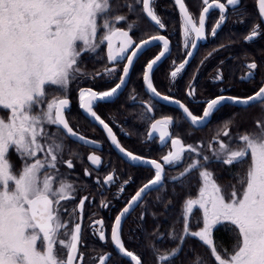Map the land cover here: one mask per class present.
Returning a JSON list of instances; mask_svg holds the SVG:
<instances>
[{
    "label": "snow or ice",
    "instance_id": "snow-or-ice-1",
    "mask_svg": "<svg viewBox=\"0 0 264 264\" xmlns=\"http://www.w3.org/2000/svg\"><path fill=\"white\" fill-rule=\"evenodd\" d=\"M174 3L179 10L185 48L190 43L195 49L197 41L205 38L206 15L213 10L219 13V20L212 29L215 35L225 22L226 7L237 6L240 0H226V3L202 0L198 22L190 14L185 0H174ZM155 4L156 0H0V264H83L84 253L78 247L84 231L80 213L88 198H81L69 213L67 203L75 200L78 189L70 176L61 172V167H74L71 160L64 159L66 140L72 139L84 146L92 142L73 130L66 112L70 109L71 85L89 78L81 67L82 61L85 57L97 62L103 60L101 51L105 45L107 62L113 67H106L104 72H96L91 78H114L118 71L115 65L126 60L123 74L107 91L79 88V108L87 118L102 126L111 144L124 157L154 170L153 178L131 196L127 206L115 217L111 244L117 255L127 259L129 264H143L142 257L128 250L122 241V219L147 193L160 189L167 192L166 166L176 168L187 159L189 163L183 171L168 181L189 192L182 204L183 234L170 255L158 256L160 264H170L189 237L198 239L210 250L214 264H264V120H257L251 130L235 136L229 127L234 121L229 120L208 143L205 153L202 142L194 146L185 144L179 136L170 135L172 117L155 119L148 137L154 139L158 134L162 148L168 147L169 141L171 144L161 157V163L126 151L113 129L94 110L99 102H111L125 86L134 60L149 47L159 45L162 50L147 63L143 80L150 95L170 101L169 96L161 97L150 77L154 67L169 53V40L164 35H153L135 43L130 34L139 29L141 20L165 29L154 10ZM255 4L260 23L253 25L245 37L247 41L258 37L260 26L264 24V0H255ZM125 12L128 15L122 14ZM129 17H134L136 22L127 23ZM121 24H126V28ZM193 55L194 52H187L189 58ZM187 63L185 60L171 71L173 80ZM257 66L254 61L248 63L246 67L250 71L241 79L253 78L252 70ZM215 79L220 81L222 77L217 75ZM175 103L191 126L202 129L225 103L243 107L256 103L264 113V84L247 97L221 94L207 100L199 116L183 103ZM153 112L154 107L146 106L145 117L151 119L148 114ZM13 157L19 161V169ZM88 160L96 166L101 164L96 155H89ZM212 164L229 169L240 166V170L232 174L235 183L220 185L210 169ZM193 172L197 173L195 178L200 184L195 198L190 195L187 179ZM110 182H114L111 174L103 183ZM225 187H230L231 191L226 193ZM120 191L122 193L123 189ZM156 199L163 203L162 196ZM101 206L107 208L108 204L101 201ZM194 209L201 215L195 221L198 230L192 231L190 214H194ZM89 227L99 241L106 242L101 220ZM221 229L234 240L231 251L218 249L214 243V230ZM170 239H177L174 232L170 233ZM95 259L105 264L110 254ZM194 264H202V260L197 256Z\"/></svg>",
    "mask_w": 264,
    "mask_h": 264
},
{
    "label": "flooded vegetation",
    "instance_id": "flooded-vegetation-1",
    "mask_svg": "<svg viewBox=\"0 0 264 264\" xmlns=\"http://www.w3.org/2000/svg\"><path fill=\"white\" fill-rule=\"evenodd\" d=\"M221 2L226 3V0H221ZM185 3L190 14L198 22L199 13L203 8L202 0H185ZM156 12L160 16L168 15L167 21L161 19L166 26L165 29L161 30L146 20L153 28L151 33H142L138 29L130 34L135 43H139L141 39L153 35H164L169 40V53L151 73L153 85L161 95L169 96L183 103L193 114L199 116L202 114L206 106L204 102L207 100L221 94L247 97L262 85L264 81V51L255 56L252 52V45L260 39L264 40V24L260 26L258 37L252 41L245 40L253 25L260 23L255 0H240L237 6H227L225 22L215 35H212V29L219 20V13L213 10L207 14L205 38L197 41V48L194 51L190 43L185 48L180 16L174 0H160ZM161 48V45L149 47L139 55L134 60L122 92L111 102L97 103L94 110L113 129L118 142L125 150L140 157L155 159L162 163L161 157L167 153L171 144L169 141L168 147L162 148L158 140V134H156L157 138L154 139L148 137L151 123L155 119H162L165 116L172 117L174 123L169 126L170 135L179 136L185 144H191V139L193 136L196 137V134L200 139H206V131L214 123H220L224 119H228L230 115L238 120L239 117L236 112L240 111L239 108L248 112L249 108L258 104L237 107L225 103L209 118L205 127L202 129L194 128L183 117L179 109L154 100L144 88V68L161 51ZM188 51L194 52V55L190 58L187 56ZM104 56L102 68L93 73L88 72L89 78L77 81L74 83V89L70 90L68 96L70 109L66 112V119L78 135H83L92 144L84 146L72 139L66 140L64 159L71 160L74 167L68 169L66 165H63L61 172L69 175L78 189L75 200L67 203L69 213L72 212L81 198H88L80 213L84 231L82 244L78 247L84 253L83 264H99L98 259L95 258L109 254L110 259L106 260L105 264H129V261L117 255L111 244V227L119 211L126 205L130 197L153 177L154 171L124 161L113 150L103 130L91 123L79 108V88L92 87L93 90L98 92L105 91L115 86L119 81L126 60L115 65L118 71L115 73L114 78L112 76L108 78L97 77L95 80L91 78L96 72H104L106 67H113L106 59V45L104 46ZM185 60H188L185 69L173 80L170 75L171 71ZM253 61L258 65L255 70H252L254 71V77L247 81L242 80L241 78L248 75L250 71L246 65ZM158 73L162 75L159 76ZM217 75H220L222 80L217 81L215 79ZM112 82L114 83L111 84ZM146 106L154 107V112L148 114L152 117L151 119L145 117ZM225 121L228 122V120ZM238 126L236 121H234V124L229 125L233 130H237ZM89 155L99 156L101 164L99 166L93 165L88 160ZM188 163L189 161L184 159L183 163L176 168L166 166L165 178L166 176H178ZM86 171L90 174L86 175ZM109 174L113 175L114 182L105 185L103 183L104 178ZM121 189H123L122 193ZM149 193L143 197L142 201L137 204L122 223L121 238L125 237L124 240L127 244H129L127 238L133 236L132 233H128V229L133 224L136 216H142L143 207ZM101 201L107 203L108 207H102ZM65 218L67 219V217ZM96 220L103 222L102 230L106 233V242L99 241L98 236L92 234V229L89 226ZM95 227L100 228V225H95ZM126 248L128 249V247Z\"/></svg>",
    "mask_w": 264,
    "mask_h": 264
},
{
    "label": "trees",
    "instance_id": "trees-1",
    "mask_svg": "<svg viewBox=\"0 0 264 264\" xmlns=\"http://www.w3.org/2000/svg\"><path fill=\"white\" fill-rule=\"evenodd\" d=\"M264 51V40H258L257 43L252 45V52L255 56ZM104 59L101 61L91 60L86 58L82 61L81 67L86 73H93L102 68ZM161 76V73H158ZM112 82L111 84H113ZM237 111L236 114L239 117L235 120L234 116L228 119H224L220 124H225V120L236 121L239 125L237 133L243 132V124L249 121V113L246 110ZM250 124V122H249ZM250 163V161H248ZM244 169L247 168V163L244 164ZM210 169L213 171L217 182L222 186H228L234 184L232 174L240 170V166L234 165L231 169L218 164L210 165ZM197 173L193 172L187 179L190 181V195L195 198L198 195V188L200 184L196 180ZM172 177L165 178V186L167 192L163 189L152 191L148 194L146 203L143 207V214L141 217H137L133 220V224L129 227L128 233L133 236L128 237L126 243L125 237H122V241L125 243L128 249L132 250L136 254L140 255L143 260V264H160L157 258V253L163 255H170L172 251L178 247V237L183 234V223L180 218L182 212V204L186 198H188V189H181L179 186H174L168 181ZM174 190V191H173ZM231 191L230 187H225V192ZM175 193V194H174ZM163 197V203L157 202V197ZM169 199L171 203L168 204ZM165 204H168L167 211H165ZM201 215L200 211L194 209V214H190L191 230H198L196 226V219ZM175 233L176 240L170 239V233ZM162 237V239H161ZM214 243L218 249L227 248L229 251L232 249L234 240L227 235L223 229L214 230ZM199 257L202 260V264H214L213 259L210 256V250L206 246L202 245V242L196 238H187L183 243L182 250L179 254L171 260L170 264H194V259Z\"/></svg>",
    "mask_w": 264,
    "mask_h": 264
},
{
    "label": "rangeland",
    "instance_id": "rangeland-1",
    "mask_svg": "<svg viewBox=\"0 0 264 264\" xmlns=\"http://www.w3.org/2000/svg\"><path fill=\"white\" fill-rule=\"evenodd\" d=\"M159 2H160V0H156V4H155V8H154L155 11H156L157 8H158ZM166 2H167V1H166ZM122 14L128 15L127 12L122 13ZM159 16H160V15H159ZM160 17H161V19L163 18L165 21H167V19H168V15H161ZM135 22H136V21H135L134 17H129V20L127 21V23H135ZM180 24H181V21H180ZM120 26L126 28V24H121ZM139 30H140L142 33L145 32V33L149 34V33H151V32L153 31V28L147 23L146 20H141V21L139 22ZM101 56L105 57V56H104V50L101 51ZM86 58H88V57H85L84 60H85ZM91 60L94 61L95 59H91ZM74 87H75V86H74V83H73V84L71 85V87H70V90L74 89ZM53 95H55V93H54ZM50 98H51V97H50ZM248 110H249V111H248V113H249V121H248V122H245V123L243 124V132H242V133H237V132H235L233 129H231L232 134H233L234 136H235V135H238V134H243L245 131L251 130V129L253 128V126L255 125V122H256L257 120H264V113L261 112V105H259V104H258V105H255L254 107L249 108ZM249 122H250V124H249ZM222 127H223V125L220 124L219 122L214 123V124L210 127V129L206 131V135H207V136L205 137L206 139H200V138L198 137V134H196V135H197L196 137H194V136L192 137V139H191V144H193V145L195 146L197 142H202L203 145H204V149H203V151H204L205 153H207V145H208V143L212 140V138L216 135V133H217L218 131L222 130ZM12 159H13V163H15V164L17 165V169H19V161H18L15 157H13ZM248 161H250V157L248 158ZM181 213H182V212H181ZM180 218H181V215H180ZM181 220H182V218H181ZM182 223H183V220H182ZM159 255H163V254H159V253H157V255H156L157 258H158ZM158 261H159V260H158Z\"/></svg>",
    "mask_w": 264,
    "mask_h": 264
},
{
    "label": "water",
    "instance_id": "water-1",
    "mask_svg": "<svg viewBox=\"0 0 264 264\" xmlns=\"http://www.w3.org/2000/svg\"><path fill=\"white\" fill-rule=\"evenodd\" d=\"M176 8H177V7H176ZM177 10H178V8H177ZM178 12H179V10H178ZM152 25H153V24H152ZM153 26H154V25H153ZM156 27H158V26H156ZM148 38H149V37H148ZM148 38H145V39H148ZM161 47H162V45H161ZM161 50H162V48H161ZM194 50H195V49H193V51H194ZM193 51H192V52H193ZM158 54H159V53H158ZM158 54H157V55H158ZM154 58H155V56H154L152 59H154ZM162 60H163V58H162ZM162 60H161V61H162ZM159 63H160V62H159ZM159 63H158V64H159ZM158 64H157V65H158ZM157 65H156V66H157ZM156 66H155V67H156ZM131 67H132V66H131ZM131 67H130V69H131ZM145 67H146V66H145ZM155 67H154V68H155ZM130 69H129V73H130ZM122 74H123V71H122L121 75H122ZM128 77H129V75L126 77V83H127ZM150 77H151V74H150ZM118 82H119V81H118ZM118 82H117V83H118ZM143 84H144V80H143ZM262 84H264V81H263ZM125 85H126V84H125ZM113 87H114V86H113ZM124 87H125V86H123L122 89L118 91V93L112 98V100H113L114 98H116V97L122 92V90L124 89ZM144 88H145V90H146V85H145V84H144ZM110 89H111V88H110ZM110 89H109V90H110ZM105 91H107V90H105ZM146 92L148 93L147 90H146ZM148 94H149V93H148ZM149 95H150V94H149ZM251 95H252V94H251ZM150 96H151L154 100H156V101H158V102H160V103H163V104H165V105H168V106L174 107V108H176V109H179L178 106H177V104L175 103V101H177V100H175V99H173V98H171L170 101H165V100H163L162 98H161V99H157L155 96H152V95H150ZM163 96H164V95H161V97H163ZM112 100H111V101H112ZM180 103H181V102H180ZM227 104H229V103H227ZM230 105H232V104H230ZM251 105H252V104H251ZM233 106L243 107V106H239V105H233ZM80 110H81V109H80ZM179 110H180L181 113H182V110H181V109H179ZM81 112L83 113L82 110H81ZM83 114H84V113H83ZM84 115L86 116V114H84ZM182 115H183V113H182ZM87 119H88L91 123L95 124L97 127H99L100 129L103 130L102 126H100V125L98 124V122H94V121H92L90 118H87ZM185 119H186V118H185ZM194 128H195V127H194ZM103 132H104V130H103ZM104 133H105V132H104ZM105 134H106V133H105ZM109 141H110V140H109ZM80 143H81V142H80ZM110 144H111V142H110ZM111 146H112L113 150H114V151H115V152H116V153H117V154H118V155H119L124 161H126V162H128V163H130V164H132V165H134V166H142V167L150 168V166H147V165H141L139 162H134V161H130V160H128L126 157H124V156L119 152V150H118L115 146H113L112 144H111ZM126 151H127V150H126ZM128 152H129V151H128ZM134 155H135V154H134ZM142 158H144V157H142ZM145 159H148V158H145ZM150 169H151V168H150ZM152 170H153V169H152ZM153 171H154V170H153ZM152 178H153V177H152ZM152 178H151V179H152ZM148 181H149V180H148ZM148 181H147V182H148ZM147 182H146V183H147ZM144 184H145V183H144ZM144 184H143V185H144ZM143 185H142V186H143ZM142 186H141V187H142ZM138 190H139V189H138ZM134 194H135V193H134ZM134 194H133V195H134ZM133 195H132V196H133ZM130 198H131V197H130ZM125 206H127V203H126ZM125 206H124V207H125ZM124 207H123V208H124ZM135 207H136V206H135ZM135 207H134V208H135ZM123 208L119 211V213L123 210ZM134 208H133V209H134ZM133 209H132V210H133ZM132 210H131V211H132ZM131 211H130V212H131ZM119 213H118V214H119ZM127 216H128V214H127ZM127 216H126V217H127ZM124 220H125V218L122 219V223H123ZM114 221H115V220H114ZM115 251H116V250H115ZM126 260H127V259H126ZM127 261H128V260H127Z\"/></svg>",
    "mask_w": 264,
    "mask_h": 264
}]
</instances>
